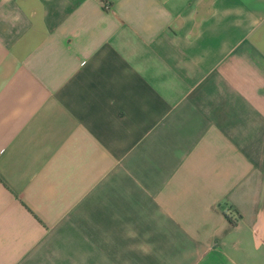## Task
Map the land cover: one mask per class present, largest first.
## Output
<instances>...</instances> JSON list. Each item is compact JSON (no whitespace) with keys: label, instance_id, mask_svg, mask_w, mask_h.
I'll list each match as a JSON object with an SVG mask.
<instances>
[{"label":"crops","instance_id":"obj_1","mask_svg":"<svg viewBox=\"0 0 264 264\" xmlns=\"http://www.w3.org/2000/svg\"><path fill=\"white\" fill-rule=\"evenodd\" d=\"M0 264H264V0H0Z\"/></svg>","mask_w":264,"mask_h":264}]
</instances>
